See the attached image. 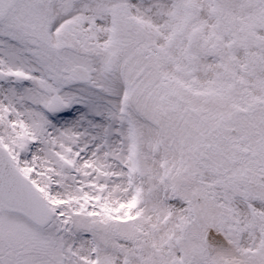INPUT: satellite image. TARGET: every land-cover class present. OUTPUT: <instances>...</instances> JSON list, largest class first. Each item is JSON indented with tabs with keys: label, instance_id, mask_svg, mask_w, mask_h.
<instances>
[{
	"label": "snow or ice",
	"instance_id": "snow-or-ice-1",
	"mask_svg": "<svg viewBox=\"0 0 264 264\" xmlns=\"http://www.w3.org/2000/svg\"><path fill=\"white\" fill-rule=\"evenodd\" d=\"M0 264H264V0H0Z\"/></svg>",
	"mask_w": 264,
	"mask_h": 264
}]
</instances>
